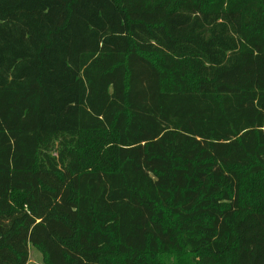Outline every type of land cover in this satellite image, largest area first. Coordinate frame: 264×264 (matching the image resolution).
<instances>
[{
    "label": "trees",
    "instance_id": "16d2710c",
    "mask_svg": "<svg viewBox=\"0 0 264 264\" xmlns=\"http://www.w3.org/2000/svg\"><path fill=\"white\" fill-rule=\"evenodd\" d=\"M264 264V0H0V264Z\"/></svg>",
    "mask_w": 264,
    "mask_h": 264
},
{
    "label": "rangeland",
    "instance_id": "374dc122",
    "mask_svg": "<svg viewBox=\"0 0 264 264\" xmlns=\"http://www.w3.org/2000/svg\"><path fill=\"white\" fill-rule=\"evenodd\" d=\"M28 264H45L42 254L34 248H30Z\"/></svg>",
    "mask_w": 264,
    "mask_h": 264
}]
</instances>
